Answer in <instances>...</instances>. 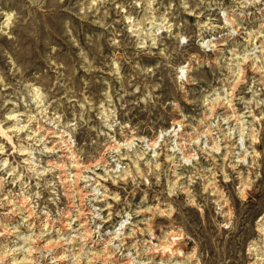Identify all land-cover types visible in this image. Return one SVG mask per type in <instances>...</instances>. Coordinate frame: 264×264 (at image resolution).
Segmentation results:
<instances>
[{
    "label": "rangeland",
    "instance_id": "1",
    "mask_svg": "<svg viewBox=\"0 0 264 264\" xmlns=\"http://www.w3.org/2000/svg\"><path fill=\"white\" fill-rule=\"evenodd\" d=\"M264 264V0H0V264Z\"/></svg>",
    "mask_w": 264,
    "mask_h": 264
},
{
    "label": "bare ground",
    "instance_id": "2",
    "mask_svg": "<svg viewBox=\"0 0 264 264\" xmlns=\"http://www.w3.org/2000/svg\"><path fill=\"white\" fill-rule=\"evenodd\" d=\"M13 264V263H12Z\"/></svg>",
    "mask_w": 264,
    "mask_h": 264
}]
</instances>
